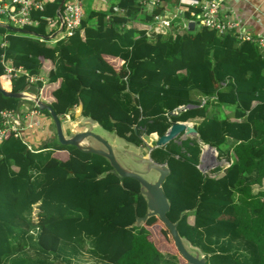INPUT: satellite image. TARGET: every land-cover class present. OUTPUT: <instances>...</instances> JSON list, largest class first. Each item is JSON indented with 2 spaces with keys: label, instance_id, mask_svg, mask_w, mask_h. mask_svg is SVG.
<instances>
[{
  "label": "trees",
  "instance_id": "trees-1",
  "mask_svg": "<svg viewBox=\"0 0 264 264\" xmlns=\"http://www.w3.org/2000/svg\"><path fill=\"white\" fill-rule=\"evenodd\" d=\"M59 2L34 13L38 25L24 28L30 34L0 27L5 58L40 76L43 90L53 84L40 100L58 116L63 109L72 117L81 101L83 116L127 142L141 145L145 134L157 138L172 123L191 121L197 136L149 153L170 171L162 183L168 219L205 264H264V50L231 32L187 31L179 18L169 32L148 37L129 21L141 0L91 10L72 35L41 41ZM113 6L125 14L106 23ZM175 6L185 7L178 0ZM2 86L18 92L27 83L19 76ZM23 104L0 92V110ZM220 110L233 117H220ZM204 145L226 161L225 171L199 169ZM37 146L11 133L0 144V264H179L177 251H160L149 238L156 217L132 226L147 211L136 180L100 177L108 162L70 145Z\"/></svg>",
  "mask_w": 264,
  "mask_h": 264
},
{
  "label": "water",
  "instance_id": "water-1",
  "mask_svg": "<svg viewBox=\"0 0 264 264\" xmlns=\"http://www.w3.org/2000/svg\"><path fill=\"white\" fill-rule=\"evenodd\" d=\"M63 3L64 0H60L56 11L60 24H62L60 10ZM0 27L13 32L32 33L1 22ZM61 29L62 26L57 32L45 36V40L53 39ZM188 30L190 32L194 30L193 22L188 23ZM0 92L6 97L16 98L19 102L28 103V105H31H29L30 107H35L39 111L48 112L52 119L53 127L45 128V135L42 137L41 144L37 147H42L46 143L51 142H56L60 145H70L80 152L99 155L108 162L109 170L99 174L100 177H105L111 173L115 174L119 179L131 178L136 180L139 184V192L146 201L147 211L144 216H136L132 226L145 224L146 220L151 216L156 217L168 229L178 255L187 264H205V256L202 251L198 247L193 246L188 240L183 239L177 230V222H172L167 217L170 204L162 190V183L170 172L168 166L154 162L149 156L153 148L163 146L171 140L197 136L196 130L190 123L174 122L164 134L156 139L145 134L142 136L143 142L141 145H136L123 139L125 145L129 147L125 149L122 146L111 144L104 136L93 130L99 124L93 118L82 115L81 101L78 102V107L74 110L72 130L65 134L61 120L54 109L49 104L39 100L37 88L27 85L23 90L13 92L2 87L0 82ZM133 130L136 132L135 127H133ZM205 147L215 152V148L209 145H205ZM199 160V169L203 172L201 163L204 161V150H201ZM213 160L215 165H217L218 161L215 156ZM184 213L182 212L181 216Z\"/></svg>",
  "mask_w": 264,
  "mask_h": 264
},
{
  "label": "built area",
  "instance_id": "built-area-1",
  "mask_svg": "<svg viewBox=\"0 0 264 264\" xmlns=\"http://www.w3.org/2000/svg\"><path fill=\"white\" fill-rule=\"evenodd\" d=\"M83 0H64L62 5L61 22L58 19H51L47 23V36L52 31H58L62 26L64 35L70 36L80 27L84 12L82 10ZM223 0H185L180 2L185 7H180L181 12L188 11V21L194 22V25L206 27L222 35L227 32L236 34L239 38L251 40L257 45L259 52L264 49V37H255L246 33L245 28L238 22L228 18L219 19L220 6ZM46 0H0V18L5 21V24L13 27L24 29L26 27L37 26L38 20L34 13L43 10ZM158 5V0H141V12L129 21L138 29L145 32L146 36L150 37L156 34H163L170 31L173 21L177 18V14H173L170 18L164 17L161 13H153V8ZM178 9H176L177 11ZM122 9L113 7L112 10L104 17L107 23L112 16L124 15ZM4 23V22H3ZM183 29L188 31L187 23L182 24ZM45 40L44 37L40 38ZM7 35L0 36V63L3 67V73L0 75V82H9L13 78L24 76L27 84L37 88L38 95L43 92L44 83L42 78L37 75L29 74L22 66H14L11 61L5 58L4 51L7 47ZM26 109H2L0 110V144L8 133L14 136L21 135L26 130L38 126L36 117L38 112L35 109L25 107Z\"/></svg>",
  "mask_w": 264,
  "mask_h": 264
},
{
  "label": "crops",
  "instance_id": "crops-1",
  "mask_svg": "<svg viewBox=\"0 0 264 264\" xmlns=\"http://www.w3.org/2000/svg\"><path fill=\"white\" fill-rule=\"evenodd\" d=\"M48 1L50 2L52 0H46V2H48ZM117 1L118 0H116V2ZM171 1L172 2H167V3H161V2L158 1V4L163 7V10H162L161 14L170 15V14H174V12H175L177 14V16L180 18L182 24L191 22V21H188L189 16L186 13V11L181 12L180 11L181 9H179L180 7L176 8L175 4H176L177 0H171ZM178 1L179 2H184L185 0H178ZM115 3H112L111 5H115ZM113 7H115V6H113ZM176 9H178V10L176 11ZM108 10L109 9H107V11ZM219 13H220L219 14V19L222 20L224 18H228L230 20L236 21V22H238L240 25H242L245 28L246 33H248L249 35L255 36V37H260V36L264 37V0H223L222 5L220 6ZM85 14L86 13L84 12V15ZM194 30H196V28ZM51 40H53V39H50L48 41H51ZM107 61H108V63L113 61L112 57L108 56L107 57ZM45 67L49 68L50 67V63L46 62L45 63ZM7 89H10V88H7ZM191 93L195 94L193 96L194 98H192V96H191L192 99H195V100L196 99L197 100L200 99L201 96L199 95L198 92L195 93V91H193ZM191 93H190V95H191ZM24 106H26V105H24ZM218 114L220 115V117L225 118L226 120H230V118L233 117L231 113H225L222 110H220L218 112ZM43 117H45V116H42L41 114L38 116V119L41 122V126L40 127L34 128L32 130H26L25 132L21 133L23 135V137L25 135H27V138H24V140L26 142H28L26 139H29V140L33 139V137H31V134H33L37 130H42L43 129V126L45 125V123H43L41 121V118H43ZM185 122H188V123L193 125V123L191 121H185ZM97 127H99L101 129V132L106 133L100 127V125L97 126ZM69 130H72V129L69 128ZM39 138L36 137V141ZM227 142L232 144V143H234V140L232 138H227ZM28 143H30V142H28ZM32 143H35V142H32ZM204 149H206V147ZM205 152H206V150H205ZM65 157H67V156H65ZM216 166H218V165L214 164L213 167H216Z\"/></svg>",
  "mask_w": 264,
  "mask_h": 264
},
{
  "label": "rangeland",
  "instance_id": "rangeland-1",
  "mask_svg": "<svg viewBox=\"0 0 264 264\" xmlns=\"http://www.w3.org/2000/svg\"><path fill=\"white\" fill-rule=\"evenodd\" d=\"M115 2H116V0H84V1H82L81 6H82V10L87 14L91 10L107 11V9H109L111 4L115 3ZM163 15H164V17H167V18L171 17V14L170 15L163 14ZM56 19H58V18L56 17ZM0 21L5 23V21L1 18H0ZM58 21H59V19H58ZM58 35L60 36L61 33L56 34V36H58ZM106 59H107V57H106ZM52 87H53V84H49L48 88L43 90L42 96L47 97V94L50 93V90ZM194 95L195 94L191 93L192 98H194L193 97ZM47 102L50 103L49 99L47 100ZM24 105H26V106H24ZM29 105L23 104V105H21V108L24 109L25 107H30L31 105L30 106ZM39 113L41 114L42 112H39ZM207 113L208 114L210 113L209 109H208ZM41 115L45 116V117L41 118V121L43 123H46V125L51 124L50 128H52L53 127L52 119L50 117L49 118L46 117V115L44 113H42ZM59 117L61 119V124H62L63 130H64V133L68 134L69 133L68 129L72 128V125H73L72 124L73 122H71L72 118H71V121L68 120L67 117L65 116V112L63 109H61V111L59 112ZM93 130L100 135H103V136L106 135L105 137L108 140V142L115 144L116 146H122L125 149L129 148L127 145H125L123 139L116 137L114 134L109 133V132L103 133V132H101V129L99 127H95V129H93ZM43 136H44L43 129L37 130L33 134H31V137H33V139H31V140L26 139V140L30 143L35 142L32 144H41V140H42ZM36 137L39 138V139H37V141H36ZM24 138H27V135H25ZM153 138L156 139V137H154V136H153ZM210 152H212L213 153L212 155L215 156L214 151L210 150ZM70 158L72 160H74L76 158V154L74 152H72L70 154ZM216 159H217V157H216ZM214 164H215L214 161L212 160V158H210V159H207L201 163V168L203 169V172L208 173L209 171L212 170L211 168L214 166ZM218 166L221 167V170L218 172V174L225 171V169L228 167L227 163H225L224 161H219ZM148 229L150 231L149 238L155 244V246L157 247L158 250L163 251V252H171V253L176 252L172 238H171L167 228L158 219L151 226H149ZM179 264H187V263L182 257H179Z\"/></svg>",
  "mask_w": 264,
  "mask_h": 264
},
{
  "label": "bare ground",
  "instance_id": "bare-ground-1",
  "mask_svg": "<svg viewBox=\"0 0 264 264\" xmlns=\"http://www.w3.org/2000/svg\"><path fill=\"white\" fill-rule=\"evenodd\" d=\"M60 16H61V13H60ZM56 17L58 18V16L56 15ZM59 19V18H58ZM192 22V21H191ZM48 23V22H47ZM47 23H46V27H47ZM59 23H60V21H59ZM189 23V22H188ZM188 23H187V28H188ZM194 23V22H193ZM32 27V26H31ZM196 28V30L198 29L197 28V26H195L194 25V29ZM61 31H62V29H61ZM60 31V32H61ZM28 34H30V33H28ZM225 34V33H224ZM219 35V34H218ZM223 35V34H222ZM219 36H221V35H219ZM264 50V49H263ZM263 52V51H262ZM29 74H33V75H37V74H35V73H29ZM38 76V75H37ZM24 79H25V81H26V77H24V76H22ZM26 83H27V81H26ZM38 94V93H37ZM38 98H39V100H40V95H38ZM79 102V101H78ZM204 102V101H203ZM202 102V103H203ZM77 107H78V105L76 106V107H74L73 108V110H72V112H73V114H72V117L69 115V114H67V115H65L66 117H67V119L68 120H70L71 121V118H72V121L71 122H73V120H74V118H73V115H74V110L75 109H77ZM29 108H32V109H35L37 112H38V116L40 115V113L39 112H43V111H39L37 108H35V107H29ZM21 109V108H20ZM24 109H26V108H24ZM47 112V111H46ZM48 113V112H47ZM49 115V114H48ZM38 116L36 117V119H37V121H38V126H35V127H33V128H30V129H26V130H32V129H34V128H38V127H40L41 126V122H40V120L38 119ZM50 117V116H49ZM60 118V117H59ZM61 120V119H60ZM73 124V123H72ZM0 125H1V123H0ZM51 125V124H50ZM50 125H46V123H45V125L43 126V132H44V135H45V128L46 127H50ZM192 125V124H191ZM73 126V125H72ZM192 127H193V125H192ZM194 128V127H193ZM71 129V128H70ZM26 130H24L23 132H25ZM69 130V129H68ZM70 131V130H69ZM11 133V132H10ZM11 135L12 136H14L12 133H11ZM115 135V134H114ZM18 136H20V135H18ZM18 136H14V137H18ZM103 136V135H102ZM105 137V136H104ZM117 137V136H116ZM192 137V136H191ZM106 138V137H105ZM153 138V137H152ZM5 139V138H4ZM3 139V140H4ZM112 144V143H111ZM204 150V161L205 160H207V159H210V158H212V160H213V158H214V156L212 155L213 153L212 152H210V153H206L205 152V149H203ZM214 154H215V156H217V152H216V150H215V152H214ZM213 156V157H212ZM216 158V157H215ZM217 160V159H216ZM214 161V160H213ZM218 161V160H217ZM225 163H226V161H224ZM218 164H219V161H218ZM217 164V165H218Z\"/></svg>",
  "mask_w": 264,
  "mask_h": 264
},
{
  "label": "clouds",
  "instance_id": "clouds-1",
  "mask_svg": "<svg viewBox=\"0 0 264 264\" xmlns=\"http://www.w3.org/2000/svg\"><path fill=\"white\" fill-rule=\"evenodd\" d=\"M161 13V12H160ZM174 14H175V12H174ZM173 14H171V16H172ZM177 18H179V17H177ZM180 19V18H179ZM189 31V30H188ZM54 32V31H53ZM55 32H57V31H55ZM60 33H62V32H58L57 34H60ZM46 41H48V40H46ZM107 60V59H106ZM108 62V61H107ZM2 85V84H1ZM27 85H29V84H27ZM30 86V85H29ZM3 87V86H2ZM32 88H34V86H31ZM5 89H7V88H5ZM7 90H10V89H7ZM38 93V92H37ZM24 104H28V103H24ZM32 144V143H31ZM36 145H40V144H36ZM205 148V145L202 147V150Z\"/></svg>",
  "mask_w": 264,
  "mask_h": 264
}]
</instances>
